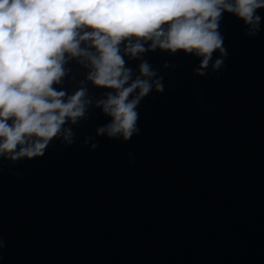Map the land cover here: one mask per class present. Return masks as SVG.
I'll use <instances>...</instances> for the list:
<instances>
[{
	"label": "water",
	"instance_id": "obj_1",
	"mask_svg": "<svg viewBox=\"0 0 264 264\" xmlns=\"http://www.w3.org/2000/svg\"><path fill=\"white\" fill-rule=\"evenodd\" d=\"M220 31L228 56L203 77L198 57L143 54L164 92L141 101L131 140L96 136L110 118L92 108L74 144L0 158V264H264V20L250 37L224 13ZM65 60L53 87L102 98L89 62Z\"/></svg>",
	"mask_w": 264,
	"mask_h": 264
},
{
	"label": "clouds",
	"instance_id": "obj_2",
	"mask_svg": "<svg viewBox=\"0 0 264 264\" xmlns=\"http://www.w3.org/2000/svg\"><path fill=\"white\" fill-rule=\"evenodd\" d=\"M260 9L264 0H0V158L43 157L54 139L74 144L72 126L92 108L110 118L96 136L131 140L140 132L141 101L153 90L164 92L163 77L143 54L159 48L198 57L195 73L206 76L228 56L224 13L255 37L264 20ZM86 41L95 51L81 47ZM65 53L89 62L87 79L108 90L102 98L90 97L86 87L72 95L53 87L65 75ZM125 56L140 60L138 74ZM84 144L99 146L90 136Z\"/></svg>",
	"mask_w": 264,
	"mask_h": 264
}]
</instances>
